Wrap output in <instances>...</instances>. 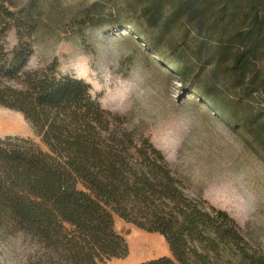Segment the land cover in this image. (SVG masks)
<instances>
[{
    "label": "trees",
    "instance_id": "16d2710c",
    "mask_svg": "<svg viewBox=\"0 0 264 264\" xmlns=\"http://www.w3.org/2000/svg\"><path fill=\"white\" fill-rule=\"evenodd\" d=\"M133 10L129 28L264 150V0H143ZM39 11L0 0V106L21 113L46 147L0 139V231L36 242L27 264L126 257L115 216L168 244L170 256L137 264H264L238 222L190 193L150 136L103 108L89 83L61 74L57 59L29 67ZM177 24L193 28L192 46L177 40Z\"/></svg>",
    "mask_w": 264,
    "mask_h": 264
},
{
    "label": "rangeland",
    "instance_id": "374dc122",
    "mask_svg": "<svg viewBox=\"0 0 264 264\" xmlns=\"http://www.w3.org/2000/svg\"><path fill=\"white\" fill-rule=\"evenodd\" d=\"M142 1L8 0L17 8L32 2L40 10L30 68L57 59L61 74L89 83L92 97L103 108L126 118L129 129L150 136L190 193L226 210L245 238L264 250V150L245 132H235L180 80L175 64L129 28L139 23L133 9ZM178 29L177 40L192 46L193 28ZM10 41L15 42L14 34ZM251 104L260 107L258 99ZM8 136L31 139L46 149L21 113L0 106V139ZM115 228L126 240L128 254L104 264L170 256L158 233L138 229L118 216ZM37 250L26 234L0 231V264H27Z\"/></svg>",
    "mask_w": 264,
    "mask_h": 264
}]
</instances>
